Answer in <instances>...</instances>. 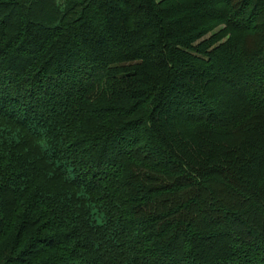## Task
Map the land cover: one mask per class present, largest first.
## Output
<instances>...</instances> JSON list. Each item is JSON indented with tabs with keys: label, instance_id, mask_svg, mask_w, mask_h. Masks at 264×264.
<instances>
[{
	"label": "trees",
	"instance_id": "1",
	"mask_svg": "<svg viewBox=\"0 0 264 264\" xmlns=\"http://www.w3.org/2000/svg\"><path fill=\"white\" fill-rule=\"evenodd\" d=\"M0 264H264V0H0Z\"/></svg>",
	"mask_w": 264,
	"mask_h": 264
},
{
	"label": "rangeland",
	"instance_id": "2",
	"mask_svg": "<svg viewBox=\"0 0 264 264\" xmlns=\"http://www.w3.org/2000/svg\"><path fill=\"white\" fill-rule=\"evenodd\" d=\"M221 27H224V26H221Z\"/></svg>",
	"mask_w": 264,
	"mask_h": 264
}]
</instances>
